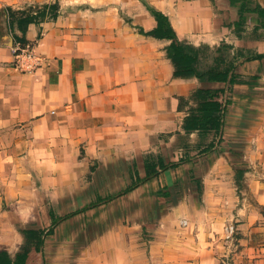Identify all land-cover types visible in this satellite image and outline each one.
<instances>
[{"label":"crops","instance_id":"0c3cea01","mask_svg":"<svg viewBox=\"0 0 264 264\" xmlns=\"http://www.w3.org/2000/svg\"><path fill=\"white\" fill-rule=\"evenodd\" d=\"M51 1L55 0H0V137L4 132L11 135L6 143L0 141V162L30 158L44 163L52 152L60 150L68 132L82 146L79 159L97 165L88 171L94 191L100 195L98 188L104 187L111 193L119 192L136 175H146L148 153L160 152L158 156L165 163L175 160L176 149L182 151L186 144H176V140L188 134L179 122L180 94H188L205 82L196 77L179 83L184 77L174 75L173 63L162 43L171 40L124 27L100 28L97 13L67 11L70 0H58L60 13L56 19L30 24L26 37L45 61L33 72H19L13 66L15 55L9 45L11 34L2 14L3 7L23 8L35 2ZM201 7L191 5L189 12L182 10L179 17L172 16L170 20L180 39L197 45L202 42L218 45L214 40L219 23L210 18L209 9ZM141 19L146 30L156 25L152 15ZM192 25L201 29L200 32L195 34L190 28ZM243 45L263 54L249 61L240 60L235 72L240 78L249 79L254 74L259 78L233 84L206 83L209 88L227 85L234 92L233 98L238 99L236 103L243 105L238 111L240 123L235 130L252 132V137L249 143L244 142L245 145L239 149L234 147L233 151H244V159L251 166L246 173L248 191L264 207V178L261 174L252 175L256 165L264 167V150L256 155L260 140L264 139V39H250ZM254 100L259 105L257 110L247 106ZM248 117L252 120L249 126ZM189 134L196 139L186 144L184 161L187 162L176 164L174 161L176 166L165 172L170 174L172 170L178 179L181 176L187 179L190 175L197 187L201 186V190L198 188L201 199L197 195L192 201L208 223L204 240L197 227L194 240L183 243L184 251L171 263L264 264V214L257 212L237 190L232 161L235 153L232 149L226 154L220 153L217 145H213L206 150L207 157H202L204 162H196L194 150L207 146L210 133L203 138L198 132ZM162 135L169 139L163 140ZM163 146L171 152L169 160L162 153ZM204 164L209 167L200 173L199 166ZM219 166L225 172H217ZM185 168L189 174L183 171ZM160 177L163 178L162 173ZM94 180L97 184H93ZM149 180L127 193L141 192ZM85 186L81 194L88 195L89 188ZM196 201H200L201 207ZM235 221V227L242 234L239 243L242 247L234 249L229 257L233 249L225 237H229L227 227Z\"/></svg>","mask_w":264,"mask_h":264},{"label":"rangeland","instance_id":"374dc122","mask_svg":"<svg viewBox=\"0 0 264 264\" xmlns=\"http://www.w3.org/2000/svg\"><path fill=\"white\" fill-rule=\"evenodd\" d=\"M144 1L162 9L170 19L172 16L179 17L182 10L189 12L191 5L205 6L211 12L210 18L219 23L214 41L240 42L242 45L237 46L259 53L255 48L243 45L255 39L253 29L258 24L257 13L247 12L243 30H237L235 22L239 18L238 6L232 5L229 0H70L66 10L97 13L100 28L124 27L137 31L139 26L145 25L141 16L152 15ZM255 3L264 6V0H254ZM190 28L195 34L201 30L193 28V25ZM259 32H263V29ZM162 43L165 47L169 44L168 41ZM211 56L208 55L206 61H210ZM187 78L196 79L184 77L179 79V83ZM198 88L208 89V83L197 85L188 94H180L179 122L182 128L185 116L198 105L195 94ZM210 89L217 91L220 109L226 105L224 125L222 131L213 130L210 133L207 146L194 150L196 162H204L202 157L207 154L206 147L217 145L218 151L223 154L232 149L235 153L232 161L235 164L237 190L247 203L255 206L257 212L264 214V207L248 191L246 173L251 170V166L244 159V151H233L234 147L239 149L245 145L244 142L249 143V137H252V132L235 130L240 123L238 111L243 105L236 103L238 99L233 98L234 92L228 90L227 85ZM247 106L259 109L255 100ZM229 114L232 116L228 117ZM247 121L249 126L252 120L248 117ZM162 138L169 139L165 135ZM10 139L8 132L2 133L0 137L3 143ZM192 139L196 138L183 134V137L178 136L176 144L186 142L189 145L194 143ZM260 141L256 155L258 151L264 150V139ZM186 144L182 151L176 149L174 152L176 164L187 162L184 161ZM81 152L82 146L70 138L67 132V139L61 142L60 150L52 152L50 159L44 163L33 162L30 158L0 162V249H7L13 258L17 254L25 255L27 264H172L180 251H184L181 245L194 240L197 227L204 240L208 219H204L199 208L194 205L195 201H192L193 196L197 195L201 199L199 189L190 175L187 179L182 176L178 179L174 178L172 170L170 174L165 172L167 168L176 166L174 161H169L170 165L166 169L159 170L141 192L119 194L118 191L111 193L100 187L98 191L101 194L98 195L94 191L91 174H88L89 169L97 165L82 162L79 159ZM159 153L148 155L157 159ZM162 153L166 160L170 159L171 152L165 146ZM226 156L231 162L229 155ZM57 158L60 160L57 161ZM207 164L199 166L200 173L205 172L206 166L209 167ZM253 170L252 175L261 174L264 178V167L260 164ZM183 171L190 173L187 168ZM217 172L225 171L219 166ZM161 173L163 178L160 177ZM86 184L89 193L83 195L81 191ZM93 184H97V181L94 180ZM92 201H97V204L90 205ZM196 202L201 207L200 201ZM51 211L63 217L55 225L52 224ZM235 224L236 221L232 223L234 228L229 237H225L230 240L233 249L229 257L234 249L242 247L239 245L242 234ZM32 231L38 235H33ZM229 257H225V260ZM222 264L226 263L222 261Z\"/></svg>","mask_w":264,"mask_h":264},{"label":"trees","instance_id":"16d2710c","mask_svg":"<svg viewBox=\"0 0 264 264\" xmlns=\"http://www.w3.org/2000/svg\"><path fill=\"white\" fill-rule=\"evenodd\" d=\"M232 5L238 6L239 18L235 22L237 30H243L247 12H255L258 15V24L253 29V37L264 39V6L259 3L254 4V0H229ZM148 10L156 20V25L149 30L143 26L138 27L141 34L154 36L160 39L171 40L166 45L167 56L174 66V75L177 77H197L201 82H250L259 78L258 74L252 75L249 79L238 77L235 72L237 63L240 60L249 61L263 53L252 52L249 49L237 47L233 43L222 41L218 45L211 46L208 43L194 44L178 37L170 17L162 9L144 1ZM3 12L7 20L9 32L14 42L21 44L29 40L26 33L30 24L42 23L44 21L56 19L60 13V2L58 0L45 3H32L23 8H16L11 5L3 7ZM263 29V32H259ZM211 51V53H209ZM213 52V53H212ZM208 55H212L210 61H206ZM198 105L192 108L184 118L183 128L186 133L197 131L200 138L207 137L210 132L222 131L224 125L225 107L220 109L219 95L216 90L198 88L195 91ZM230 100H227L229 102ZM211 146L207 147L209 150ZM187 159V158H186ZM161 157L157 159L153 155H148L145 159L146 175L141 177L136 175L132 182L120 190L119 194H124L134 190L140 184L148 181L158 174L159 170L166 169ZM201 190V186L198 185ZM97 201H92L90 205H96ZM76 210L75 212H78ZM72 212V213H75ZM69 213V214H72ZM52 224H56L62 216H57L51 211ZM33 235H38L32 231ZM0 264H27L25 255L17 254L14 258L7 249H0Z\"/></svg>","mask_w":264,"mask_h":264},{"label":"built area","instance_id":"2783aa9c","mask_svg":"<svg viewBox=\"0 0 264 264\" xmlns=\"http://www.w3.org/2000/svg\"><path fill=\"white\" fill-rule=\"evenodd\" d=\"M15 55L14 68L19 72H33L37 70L45 61V58L38 52L33 42L28 41L25 44L14 42L11 46ZM234 226L227 227L228 235L233 231Z\"/></svg>","mask_w":264,"mask_h":264},{"label":"water","instance_id":"95a60500","mask_svg":"<svg viewBox=\"0 0 264 264\" xmlns=\"http://www.w3.org/2000/svg\"><path fill=\"white\" fill-rule=\"evenodd\" d=\"M14 43V40L12 39V37L9 38V45L12 46Z\"/></svg>","mask_w":264,"mask_h":264},{"label":"flooded vegetation","instance_id":"af4514ba","mask_svg":"<svg viewBox=\"0 0 264 264\" xmlns=\"http://www.w3.org/2000/svg\"><path fill=\"white\" fill-rule=\"evenodd\" d=\"M211 133V132H210Z\"/></svg>","mask_w":264,"mask_h":264}]
</instances>
